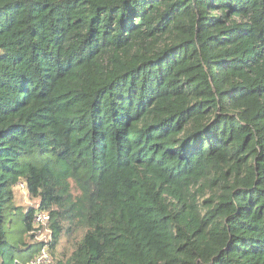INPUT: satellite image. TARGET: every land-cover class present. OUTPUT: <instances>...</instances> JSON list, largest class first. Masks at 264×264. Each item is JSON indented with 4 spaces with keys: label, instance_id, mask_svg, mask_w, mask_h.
<instances>
[{
    "label": "trees",
    "instance_id": "16d2710c",
    "mask_svg": "<svg viewBox=\"0 0 264 264\" xmlns=\"http://www.w3.org/2000/svg\"><path fill=\"white\" fill-rule=\"evenodd\" d=\"M37 211L51 264H264V0H0V264Z\"/></svg>",
    "mask_w": 264,
    "mask_h": 264
},
{
    "label": "built area",
    "instance_id": "2783aa9c",
    "mask_svg": "<svg viewBox=\"0 0 264 264\" xmlns=\"http://www.w3.org/2000/svg\"><path fill=\"white\" fill-rule=\"evenodd\" d=\"M19 188L25 190V186L22 183H19ZM50 221V216L47 212L37 211L33 218V227L36 229L37 240L43 241V246L41 247L40 252L37 256L30 260L27 264H51L52 258L48 251V243L51 239L50 230L48 229V224Z\"/></svg>",
    "mask_w": 264,
    "mask_h": 264
},
{
    "label": "rangeland",
    "instance_id": "374dc122",
    "mask_svg": "<svg viewBox=\"0 0 264 264\" xmlns=\"http://www.w3.org/2000/svg\"><path fill=\"white\" fill-rule=\"evenodd\" d=\"M19 185V184H18ZM18 190H16V194L14 195V204L16 205H22V206H30V205H35L37 203L36 199H32L30 197H28V195L26 194L25 190H22L21 188H19V186H17ZM20 223L18 222L15 227L13 228V232L11 233L10 237H9V241H8V246L12 245L13 243H15L20 237ZM28 241H30L28 239ZM7 245L5 246L6 248L2 249V252L4 253L5 257L6 255L9 253V247ZM59 252H63V251H70V249L66 248V244H65V239H62L60 241V244L58 246ZM10 260H7V263H9Z\"/></svg>",
    "mask_w": 264,
    "mask_h": 264
},
{
    "label": "clouds",
    "instance_id": "9594fccd",
    "mask_svg": "<svg viewBox=\"0 0 264 264\" xmlns=\"http://www.w3.org/2000/svg\"><path fill=\"white\" fill-rule=\"evenodd\" d=\"M26 194H27V193H26ZM49 222H50V221H49ZM50 237H51V235H50ZM36 239H37V238H36ZM38 241H39V240H38ZM50 241H51V239H50ZM50 241H49V242H50ZM48 245H49V243H48Z\"/></svg>",
    "mask_w": 264,
    "mask_h": 264
}]
</instances>
